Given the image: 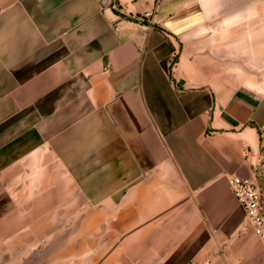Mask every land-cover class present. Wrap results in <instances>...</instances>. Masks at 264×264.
<instances>
[{"label": "crops", "instance_id": "obj_1", "mask_svg": "<svg viewBox=\"0 0 264 264\" xmlns=\"http://www.w3.org/2000/svg\"><path fill=\"white\" fill-rule=\"evenodd\" d=\"M101 2L0 0V244L264 264V0Z\"/></svg>", "mask_w": 264, "mask_h": 264}, {"label": "rangeland", "instance_id": "obj_2", "mask_svg": "<svg viewBox=\"0 0 264 264\" xmlns=\"http://www.w3.org/2000/svg\"><path fill=\"white\" fill-rule=\"evenodd\" d=\"M218 30V28H216ZM69 244H59L49 241L36 243H3L0 244V264H86L85 250L62 259H54L53 252L59 246L67 247ZM97 260H93L96 264ZM90 264V262H89Z\"/></svg>", "mask_w": 264, "mask_h": 264}, {"label": "built area", "instance_id": "obj_3", "mask_svg": "<svg viewBox=\"0 0 264 264\" xmlns=\"http://www.w3.org/2000/svg\"><path fill=\"white\" fill-rule=\"evenodd\" d=\"M226 182L230 192L242 208L247 224L264 246V198L256 180L228 175Z\"/></svg>", "mask_w": 264, "mask_h": 264}, {"label": "water", "instance_id": "obj_4", "mask_svg": "<svg viewBox=\"0 0 264 264\" xmlns=\"http://www.w3.org/2000/svg\"><path fill=\"white\" fill-rule=\"evenodd\" d=\"M101 1H102V2H101V5L104 6L106 0H101Z\"/></svg>", "mask_w": 264, "mask_h": 264}]
</instances>
